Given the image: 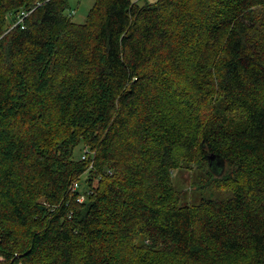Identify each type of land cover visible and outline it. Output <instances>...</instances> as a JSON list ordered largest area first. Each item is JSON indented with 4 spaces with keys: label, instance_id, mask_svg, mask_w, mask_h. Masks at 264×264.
Wrapping results in <instances>:
<instances>
[{
    "label": "trees",
    "instance_id": "trees-1",
    "mask_svg": "<svg viewBox=\"0 0 264 264\" xmlns=\"http://www.w3.org/2000/svg\"><path fill=\"white\" fill-rule=\"evenodd\" d=\"M72 16L0 0V264H264V0Z\"/></svg>",
    "mask_w": 264,
    "mask_h": 264
},
{
    "label": "rangeland",
    "instance_id": "rangeland-1",
    "mask_svg": "<svg viewBox=\"0 0 264 264\" xmlns=\"http://www.w3.org/2000/svg\"><path fill=\"white\" fill-rule=\"evenodd\" d=\"M133 2H137L139 5H143L145 2H153L155 0H132ZM95 0H68L69 4V12L73 13V21L78 24H82L85 22L86 16L89 10L94 5ZM85 151V150H84ZM83 152L77 151V156L82 157ZM219 167V166H218ZM205 173L203 170L198 169L196 167L192 168H180L175 170L173 173L172 182L174 186L181 191L182 193V203L188 204H197L201 197L205 198H216V199H225L228 198V193L225 191H215L209 193L208 191L198 190L197 183L204 180ZM77 189H84L83 185L78 187L76 183ZM84 198V197H83ZM82 201V200H81Z\"/></svg>",
    "mask_w": 264,
    "mask_h": 264
},
{
    "label": "built area",
    "instance_id": "built-area-1",
    "mask_svg": "<svg viewBox=\"0 0 264 264\" xmlns=\"http://www.w3.org/2000/svg\"><path fill=\"white\" fill-rule=\"evenodd\" d=\"M87 155V151H84V153H83V155H82V159H85V156ZM77 186H76V184L74 185V188H76ZM83 201V197H80L79 199H78V201L79 202H82Z\"/></svg>",
    "mask_w": 264,
    "mask_h": 264
},
{
    "label": "water",
    "instance_id": "water-1",
    "mask_svg": "<svg viewBox=\"0 0 264 264\" xmlns=\"http://www.w3.org/2000/svg\"><path fill=\"white\" fill-rule=\"evenodd\" d=\"M211 160L213 159V157L210 158Z\"/></svg>",
    "mask_w": 264,
    "mask_h": 264
}]
</instances>
